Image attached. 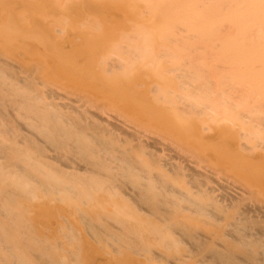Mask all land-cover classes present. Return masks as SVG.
<instances>
[{
	"label": "bare ground",
	"instance_id": "obj_1",
	"mask_svg": "<svg viewBox=\"0 0 264 264\" xmlns=\"http://www.w3.org/2000/svg\"><path fill=\"white\" fill-rule=\"evenodd\" d=\"M2 1L0 264H264V0Z\"/></svg>",
	"mask_w": 264,
	"mask_h": 264
},
{
	"label": "rangeland",
	"instance_id": "obj_2",
	"mask_svg": "<svg viewBox=\"0 0 264 264\" xmlns=\"http://www.w3.org/2000/svg\"><path fill=\"white\" fill-rule=\"evenodd\" d=\"M1 1H2V0H1ZM29 1H30V0H29ZM31 1H33L32 3H30V7H31V9H32V8L35 9L36 6H37V9H38V10H45V8H46L47 11H48V13H49V14H48L49 18H50V19L52 18L53 20H54L55 18L59 19V18L64 17L65 15H67L68 12H69V15H68V16L73 15V12H74V15H73V16H76V15H77V16H76V17H77L76 19H78V20H76V19H75V20H76L78 23H77V22H76V23L74 22L75 20L73 19V16L70 17V20H68V18H67L66 16H65V18H63V19H67V20H68V21H66V23H68V22L70 21V22H69V23H70L69 25H70L71 27H73L74 24H76L77 26H75L76 28L74 27L75 29L70 28V26L68 27V25H67L66 23H64L65 25H67V26L65 27V26L63 25V23H61V22H63V21L65 22V20H58V21L60 22V24H61L60 26H61V27H62V26L65 27V28H63V29L65 30V33H64V34H66V35H65V38L69 36L68 39H71V38H73V37L75 36V37L77 38V40H74V38H73V40L78 44V43H81V42L83 41L84 36H87V35H88L87 38H85V40H86L85 42H87V45H86L85 48H87L88 46H90V47L88 48L89 50H87V49H85V48H84L83 50H84V51L86 50L88 53H89V52H90V53H95V55H93V56H95V58H96V57L99 58V55H100V54H99V53H100L99 49H101V47H103L104 45L107 44V41H108L107 36H109V34L111 33V31H112L111 29H113L114 27L117 28V24H121V23H122V22L120 21V22L117 23L116 25H115V24H114V25H113V24H111V25L109 24L110 26H105L107 23L102 22V19H99L98 17L96 18V17H95L96 15L93 16V14H91V15L88 14V16H86L87 14H85V19H88V17H89V19H91V21H94V19H95V21H97L98 23L94 21L93 24H95V23H96V24L92 26V24H90V23H91L90 20H89V21L86 20L87 22H84V21H83V22H84V24H83V22H82L83 19H82V18H81L82 20L80 19V17L83 16V15H82L80 12H78V13L76 14V12H75L74 10L70 9L71 6L69 7V5H73V4H75L76 2H78V0H69V2H68V0H63L64 2L61 1L62 3L59 2V0H51V1H50V0H48V1H46V0H42L44 4L42 3V1H41V4H40V3H39L40 0H39V2H38V0H31ZM66 1H67V3H65ZM104 1H106V0H104ZM104 1H103V3H104ZM112 1H113V3H109V4H112V5L116 6L115 3H117V5H120V4H118L120 0H119V1L117 0L118 2L116 1L115 3H114V0H112ZM112 1H106V3H107V2H112ZM123 1H126V0H121L120 2H123ZM152 1H153V0H152ZM157 1H158V0H157ZM2 2H3V5H5V4L7 3L6 1H2ZM4 2H6V3L4 4ZM22 2H24V1H22ZM36 2H38V3L36 4ZM57 2H58L60 5L62 4L61 7H63V3L65 4V6H66V8L68 9V11L66 10L65 7H64V8H65V11H67V13H65V14L62 13V11H64V8H63V10H62V8L59 7V4H58ZM155 2H156V1H155ZM8 3H9V2H8ZM20 3H21V1H20ZM103 3H102V4H103ZM106 3H104V4H106ZM16 4H19V3L16 2ZM16 4H15V5H16ZM21 4L24 5V3H21ZM33 4H34V5H33ZM57 4H58V5H57ZM0 5H1V4H0ZM6 5H7V4H6ZM15 5L13 4L12 6L15 7ZM22 5H18V6L21 7L23 11H25V8H26L27 5H26V6H22ZM43 5H45V7H44ZM18 6H17V7H18ZM32 6H33V7H32ZM34 6H35V7H34ZM40 6H42V9L38 8V7H40ZM56 6H57V7H56ZM67 6H68V7H67ZM19 7H18V8H19ZM55 7H56V8L59 7V8L62 10V11H61V13H62V16H61V17L59 16V15H61V14H59V13H60L59 8L56 10L57 12L59 11V13L56 14V15L59 16V17H54V16H56V15H55V11H54V10L56 9ZM18 8H17V9H18ZM21 8H20V9H21ZM17 9H16V11L18 12ZM20 9H19V10H20ZM22 10H20V12H19L20 14L22 13V12H21ZM38 10H37V11H38ZM30 11H31V10H30ZM32 11H33V9H32ZM32 11H31V12H32ZM34 11H35V10H34ZM37 11H35L36 13H33V12H32V13H33V17L38 16L39 14L41 15V13H40L41 11H38L39 13H38ZM17 12H16V13L14 12V13L16 14V16H17V14H18ZM32 13H31V15H32ZM37 13H38V15H37ZM43 13H44V11H43ZM35 14H36V15H35ZM63 14H64V15H63ZM75 14H76V15H75ZM78 14H79V15H78ZM162 14H163V13H162ZM23 15L25 16V13H24ZM40 15H39V17H35V18L40 19V18H41ZM79 16H80V17H79ZM90 16H91V17H90ZM92 17H94V19H93ZM83 18H84V16H83ZM38 19H37V20H38ZM52 19H51V20H52ZM57 19H56V21H57ZM85 19H84V20H85ZM92 19H93V20H92ZM71 20H72V22H71ZM73 20H74V21H73ZM128 20H133V19H132L131 16H129V19H128ZM56 21H55V22H56ZM73 22H74V23H73ZM72 23H73V24H72ZM79 23H80V24H79ZM81 23H82L83 25H86V28H85V26H83ZM85 23H87V24H85ZM71 24H72L73 26H72ZM98 24H99L100 26H97ZM90 25H91V26H90ZM104 26H105V27H104ZM111 26H113V27L111 28ZM77 27H78V28H77ZM80 27H82V28H80ZM87 27H89V28H87ZM90 27H92V28H90ZM108 27H109V28H108ZM83 28H84V29H83ZM79 29H81V30H79ZM91 29H93V30H91ZM71 30H72V31H71ZM76 30H77V32H76V34H75L74 31H76ZM90 30H91V31H90ZM92 31H93V32H92ZM90 34H91V35H90ZM93 34H94V35H93ZM98 34H99L100 36H99ZM91 36H94V38L91 37ZM95 36H96V37H95ZM97 37H98V38H97ZM78 38H79V40H78ZM92 38H93V39H92ZM95 38H97V39H95ZM66 39H67V38H66ZM6 40L8 41L9 39L6 38ZM80 40H81V41H80ZM96 45H97V46H96ZM95 50H96V51H95ZM161 51H162V50H161ZM88 53H86V54H88ZM207 55H210V54H207ZM9 56H10V55H9ZM83 56H84V55H83ZM90 56H91V55H90ZM210 56H211V55H210ZM16 57H18V56H15V58H16ZM52 57H53V56H52ZM52 57H51V58H52ZM91 57H92V56H91ZM91 57H90V58H91ZM100 57H101V56H100ZM13 58H14V57H13ZM53 58H54V57H53ZM55 58H56V57H55ZM80 58H81V57H80ZM80 58H78V60H80ZM82 58L85 59V56L82 57ZM82 58H81V60H82ZM86 58H87V56H86ZM87 60H88V59H87ZM87 60H86V61H87ZM54 61L56 62V60H54ZM86 61H85V62H86ZM85 62H84V63H85ZM88 62H89V61H88ZM88 62H86V63H88ZM123 62H125L124 65L127 63L126 61H122L121 64H122ZM86 63H85V65H86ZM128 63H129V62H128ZM53 64H54V62H53ZM97 64H98V63H97ZM129 64H132V62H130ZM134 64H135V65H134ZM134 64H132V65H134L135 67H138V66H136V63H134ZM56 65H57V62H56ZM70 65L73 66V65H77V64L71 63ZM78 65H79V64H78ZM82 65H83V64H82ZM93 65H94V64H93ZM95 65H96V64H95ZM132 65H130V68L132 67ZM87 66H88V65H87ZM127 66H129V65H125V66H123V67H127ZM139 66H142V67H144V68L146 69V68H148L150 65H147V66L145 65L146 67H145L144 65H139ZM121 67H122V65H121ZM135 67H132L130 71L133 72V73H135V71H134V70H135ZM127 69H129V67H128ZM120 70H121V69H120ZM122 70H124V69H122ZM135 77H136V76H135ZM136 78H137V77H136ZM133 79H134V78H133ZM134 80H135V81H134ZM134 80H133V82H132V85H133V83H135V82L138 81L139 79H134ZM139 84H140V83L136 82L135 85H133V87L135 88V87H137V86H140Z\"/></svg>",
	"mask_w": 264,
	"mask_h": 264
}]
</instances>
